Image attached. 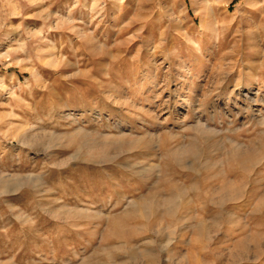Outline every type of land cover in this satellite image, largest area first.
<instances>
[{"label": "rangeland", "instance_id": "374dc122", "mask_svg": "<svg viewBox=\"0 0 264 264\" xmlns=\"http://www.w3.org/2000/svg\"><path fill=\"white\" fill-rule=\"evenodd\" d=\"M0 264H264V0H0Z\"/></svg>", "mask_w": 264, "mask_h": 264}]
</instances>
